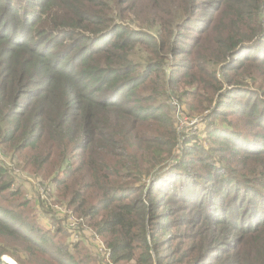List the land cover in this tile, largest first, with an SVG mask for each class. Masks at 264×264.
<instances>
[{"label": "trees", "instance_id": "16d2710c", "mask_svg": "<svg viewBox=\"0 0 264 264\" xmlns=\"http://www.w3.org/2000/svg\"><path fill=\"white\" fill-rule=\"evenodd\" d=\"M178 90L210 110L205 146ZM0 154L113 264H264V0H0ZM14 180L0 162V264H101Z\"/></svg>", "mask_w": 264, "mask_h": 264}, {"label": "rangeland", "instance_id": "374dc122", "mask_svg": "<svg viewBox=\"0 0 264 264\" xmlns=\"http://www.w3.org/2000/svg\"><path fill=\"white\" fill-rule=\"evenodd\" d=\"M180 59L181 58H179V60ZM169 63L174 64L175 61L169 58L168 64L165 67L166 72L168 71ZM163 100H164L163 98L159 99V101H163ZM171 103L172 105L176 104V111L179 112L177 119L175 118L176 120L175 127L177 129L178 134L185 135L186 137L188 135L193 138L202 140L203 141L202 143L205 146L206 145L205 143L206 129L212 120V117L210 116V110L206 109L204 112L192 111L189 107L190 105H192L190 100H188L187 98L181 97V90H178L176 94H174L170 99H168V104L170 107H171ZM218 122L219 121H216V123ZM181 150H182L181 144H179L178 142V145L173 155L169 157L168 161L164 164V166H162V168L167 169L170 166H172L174 164V160L177 159L179 155H181ZM3 157L4 155L0 154V162L10 170L11 175H13L15 178V180L13 181L14 186L12 189L13 190L18 189V185H19L20 191H21L20 195L14 196L13 198L10 199L13 204H19V203H23L26 201L27 203L26 211L30 213L33 221L37 223V225L47 228L50 223L49 222L50 220L48 217V214H49L48 212L50 211L46 210L45 207L44 208L42 207L43 201L45 200L44 199L40 200V196L42 197L48 196L50 199V200H47L50 203L48 208L55 215L57 213L58 216L62 218L63 220L69 221L68 214L66 213V211L60 208L63 206H60L56 202L57 200H55L56 195H55V192L54 193L52 192L53 188L50 184V182H52L50 181L51 177L44 180V179H41L40 177H32V176L30 177V175L28 176V174H26L23 171H21V173L18 174V165H15L18 162V160H16V163H11L8 159H5ZM40 179L43 180L45 184L50 185L45 190L48 193L44 192V188L40 186L39 187L36 186L37 180H40ZM51 205H54V206L51 207ZM56 208L62 210L61 214L58 212ZM68 211L72 212L70 208H68ZM49 215H51V212ZM81 234H82L81 240L85 241V243L89 247H91V249H94V248L96 249L100 244L105 246V244L101 241L100 237L97 234H95V232L87 230L86 233H81ZM95 235H97L98 237L97 240L93 238ZM95 255H96V258L101 262V264H113L110 260V256H109L108 261L106 262L98 255L97 251L95 252ZM2 260L8 261L11 259L8 257H3ZM12 262L13 264H16L14 263V261Z\"/></svg>", "mask_w": 264, "mask_h": 264}, {"label": "built area", "instance_id": "2783aa9c", "mask_svg": "<svg viewBox=\"0 0 264 264\" xmlns=\"http://www.w3.org/2000/svg\"><path fill=\"white\" fill-rule=\"evenodd\" d=\"M171 108L173 109V114H174V118L177 119V116L179 115V112L176 111V104L172 105L171 103ZM176 121V120H175ZM21 171L18 169V174H20ZM37 187H42L44 188V191L47 189V187L49 186L48 184H45L44 182L37 180ZM46 193H48L47 191H45ZM46 197V196H45ZM45 197H42L43 199H45ZM41 198V199H42ZM54 205H51V207H53ZM63 207H60L61 209H64L66 211V213L68 214V218L69 221L64 220V225L67 227L68 231L71 233V238L74 241H79L81 240V233H86L87 229L85 228H80L79 227V221L74 217L73 213L68 211V208H66L64 205H60ZM58 210V212L61 214L62 210L56 208ZM56 215L58 216V214L56 213ZM59 217V216H58ZM95 240L98 239L97 235H95L93 237ZM95 251L98 252V255L104 260V261H108L110 253L109 250L103 246L102 244H100L96 249L94 248ZM107 250V251H106Z\"/></svg>", "mask_w": 264, "mask_h": 264}, {"label": "bare ground", "instance_id": "6f19581e", "mask_svg": "<svg viewBox=\"0 0 264 264\" xmlns=\"http://www.w3.org/2000/svg\"><path fill=\"white\" fill-rule=\"evenodd\" d=\"M10 264H13V262L11 260H8Z\"/></svg>", "mask_w": 264, "mask_h": 264}, {"label": "water", "instance_id": "95a60500", "mask_svg": "<svg viewBox=\"0 0 264 264\" xmlns=\"http://www.w3.org/2000/svg\"><path fill=\"white\" fill-rule=\"evenodd\" d=\"M6 263L10 264L8 261L5 260Z\"/></svg>", "mask_w": 264, "mask_h": 264}, {"label": "clouds", "instance_id": "9594fccd", "mask_svg": "<svg viewBox=\"0 0 264 264\" xmlns=\"http://www.w3.org/2000/svg\"><path fill=\"white\" fill-rule=\"evenodd\" d=\"M5 262V261H4ZM8 264V263H7Z\"/></svg>", "mask_w": 264, "mask_h": 264}]
</instances>
